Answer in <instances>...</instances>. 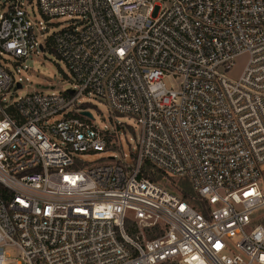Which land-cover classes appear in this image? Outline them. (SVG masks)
I'll list each match as a JSON object with an SVG mask.
<instances>
[{
  "label": "built area",
  "instance_id": "built-area-1",
  "mask_svg": "<svg viewBox=\"0 0 264 264\" xmlns=\"http://www.w3.org/2000/svg\"><path fill=\"white\" fill-rule=\"evenodd\" d=\"M49 47L73 91L19 96ZM0 264H264V0H0Z\"/></svg>",
  "mask_w": 264,
  "mask_h": 264
},
{
  "label": "rangeland",
  "instance_id": "rangeland-1",
  "mask_svg": "<svg viewBox=\"0 0 264 264\" xmlns=\"http://www.w3.org/2000/svg\"><path fill=\"white\" fill-rule=\"evenodd\" d=\"M32 13L36 15L38 19H43L41 12L37 6L36 1L33 2ZM71 18L68 16H62L55 19L57 24L53 23L52 26L54 30H58L59 28L65 27L68 23H70ZM51 48H47V50L37 54L32 55L28 58L24 64L22 65V72L21 74L17 75V79L19 76H23L24 78L28 79V82L24 83L22 89L19 90L18 95L22 96L27 93L29 90L35 89H43L44 91L51 92V91H66L72 87L71 82H67L66 80L71 81V74L69 69L67 68L65 62L57 55L55 51H51ZM9 67L12 70L16 71V68L9 63ZM241 67V60L235 66L232 74H237L238 70ZM98 104V103H97ZM98 109H101L103 112H106V109L103 105L98 104V108H93L92 112L94 113L97 121H99L98 117ZM119 121L133 124L129 119L124 116H119ZM113 121V117L111 118ZM120 128V126H117ZM121 133V147L122 152L130 153V151L134 148L135 145V136H134V129L130 126L123 127ZM116 144V143H114ZM116 146V145H114ZM113 152H104V153H89L84 155L83 158L86 161L91 162L92 164L100 163L102 160L107 161L108 163H112L113 159ZM152 172L155 173L156 177L158 178L157 181L167 187L168 189L180 193V190L183 188H190V183L183 178H178L172 176L166 172L158 171L157 168L152 167ZM136 231V227L131 226L130 232L134 233ZM151 235V234H150ZM147 236V234H146ZM8 253L10 257L16 258L17 251L16 249L9 248Z\"/></svg>",
  "mask_w": 264,
  "mask_h": 264
},
{
  "label": "trees",
  "instance_id": "trees-1",
  "mask_svg": "<svg viewBox=\"0 0 264 264\" xmlns=\"http://www.w3.org/2000/svg\"><path fill=\"white\" fill-rule=\"evenodd\" d=\"M54 51V50H51ZM87 105V104H84ZM132 156L135 157V155L132 153ZM135 162V160H134ZM155 167L153 164H151L149 161H143L142 165H141V172H140V176H144V177H148L152 180L157 181V177L155 175L154 172H152L151 168ZM156 168V167H155ZM158 171H162L161 169H158ZM164 172V171H162ZM180 194L182 195V197L189 201L190 203H192L198 210L202 211L205 214H208V206L206 201L199 196L192 187H188V188H183L180 190ZM151 234V235H150ZM148 234L149 236H153L155 234L150 233Z\"/></svg>",
  "mask_w": 264,
  "mask_h": 264
},
{
  "label": "water",
  "instance_id": "water-1",
  "mask_svg": "<svg viewBox=\"0 0 264 264\" xmlns=\"http://www.w3.org/2000/svg\"><path fill=\"white\" fill-rule=\"evenodd\" d=\"M69 91L72 92L73 90L70 89ZM82 114L86 115V116H89V117H93L92 112H90L89 110H83Z\"/></svg>",
  "mask_w": 264,
  "mask_h": 264
}]
</instances>
